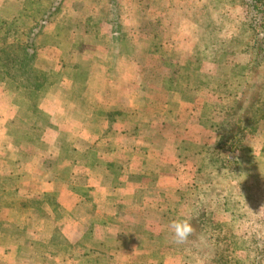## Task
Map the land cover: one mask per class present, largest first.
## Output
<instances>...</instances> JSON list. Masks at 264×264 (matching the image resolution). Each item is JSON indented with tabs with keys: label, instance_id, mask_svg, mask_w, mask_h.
I'll return each instance as SVG.
<instances>
[{
	"label": "rangeland",
	"instance_id": "374dc122",
	"mask_svg": "<svg viewBox=\"0 0 264 264\" xmlns=\"http://www.w3.org/2000/svg\"><path fill=\"white\" fill-rule=\"evenodd\" d=\"M90 69L106 96L117 85L131 96L114 113L105 103V173L82 177ZM55 95L71 102L59 123L78 144L60 141L45 162L73 154L75 168L66 196L39 201L40 226L28 210L32 264H264V18L245 0H0V203L29 209L55 190L16 188L3 164L17 159L10 139L38 138ZM182 220L192 233L178 246L170 225Z\"/></svg>",
	"mask_w": 264,
	"mask_h": 264
},
{
	"label": "crops",
	"instance_id": "0c3cea01",
	"mask_svg": "<svg viewBox=\"0 0 264 264\" xmlns=\"http://www.w3.org/2000/svg\"><path fill=\"white\" fill-rule=\"evenodd\" d=\"M87 76H94L95 77L94 80L96 84L95 92L88 93L87 100L91 102L90 103L91 105L96 104L97 107L95 112L90 117L91 123L88 122V127L90 130L84 131V133L90 136L89 138L91 139L90 143L92 147L88 148V146H86V148L82 149L83 151H89L88 154L89 158L87 159V162L82 165V168L84 169L86 175L82 174V177L83 176L88 177L93 175L90 173V171L94 169L99 171L101 174L105 173L103 172L105 169L104 168L105 167L104 153L106 147L104 141L105 137L103 131H100L99 124L97 122L100 116H102V114H105V110L109 109L106 108L105 103L107 102L109 104H117L116 107L110 105L111 106L110 113H114L118 111L117 109V106L119 105L118 103L128 104L127 98L131 96L130 86L123 87V85L122 86L117 85L115 88H113L110 85L113 91L112 95L106 96V93L109 88L107 86V81L104 82L103 76H99L97 73H94L92 69L88 71L86 77ZM86 77L84 76V79ZM104 84L106 86V89ZM54 97L56 99L55 102L56 104L62 103V99H60L56 95ZM69 97L71 98L72 95H70ZM90 97L91 99H89ZM117 97L119 99H117ZM108 98L111 99L109 100ZM94 99L96 100L95 103H93ZM129 103H131V100L129 101ZM56 104L52 106V109L49 108L46 104L40 108L38 117L41 118L38 119V122L40 123V120L42 121L39 124V126L40 127L42 126L43 128L42 129L40 128L41 134H39L38 138H34V140H32L31 142L24 140L17 142L15 138H12L9 140V142H7L9 143V145L11 143L13 144L10 154L15 155L17 157L16 160L15 159L13 160L14 163H12L11 165H9L10 160H8V162L6 163H3L4 167L15 168L13 174L9 176L10 178H13V183H14L13 186L16 188H25L27 183L30 184L31 182L34 184L35 188L37 187L41 189L55 188V190L51 191L44 189L45 191H40L38 197L34 199L36 201V204H33L32 206L33 208H29V209H27L24 206V204L21 205V202L19 204L17 202H14L15 204L0 203V228H2L0 229V264H32V257L27 256L26 253H28L29 255L33 254V252L29 250V248L32 244H34V242L39 243L40 240L34 237L33 239H28L26 236L27 234L23 232L29 226L30 223V213L28 210L38 212L37 214H34V216L36 215V218H33L32 216V219L40 226V219H38V217H40L39 212H41L42 204H38L39 201H42V198L43 200L50 197L55 198V195L66 196V194L62 193V190L60 188L65 184V182L68 181L69 178H72L74 174V168H75L74 163L76 158H74L73 154L72 156L70 154L67 156H58L57 158H54L52 163L49 162V164H46L45 162L46 158L49 157V155H51L54 147L60 144V141L66 145L67 144L73 145L75 143L78 144L76 138L77 134L68 133L70 131H67L68 129L66 127H65L66 130H64L61 124L59 123L62 122L67 126L68 124L67 118H69V120L72 121V118H70L69 116V112L67 111L59 112L62 111V109L66 110L67 107L72 106L71 102H69L68 104L65 103L63 105L60 104V106ZM99 105H100V110L98 109ZM132 105L133 107L129 112H135L144 115L146 114L145 111L141 110L138 104L133 103ZM169 108L170 107H167L165 111L164 109H162V112L163 113L165 112V114H167L168 112H170ZM47 121L48 124L45 125ZM10 122H12L11 119ZM54 122L55 124H53ZM144 122L145 124L140 125V127L141 126L148 127L150 125V119L148 116H146ZM21 125L24 126L25 123H20L19 127H22ZM164 125L165 122L164 123L161 122L160 124L157 125H154V123L151 122V126L161 128L162 130L165 127ZM63 136L65 137L64 141H63ZM179 139H180L179 142L185 141L184 138H179ZM175 143H177V140L174 141V144ZM31 147L33 149V152L28 151ZM48 166L49 169L46 170ZM133 169L134 168H132V170ZM121 170L122 169H120V171ZM132 170H130V176H134ZM95 175L99 176L100 174L96 173ZM144 175H146L145 172L143 173V176L141 178L142 185L146 184L145 182L146 177ZM150 176L154 178V181L151 185L156 184L158 182V177H161L159 171L157 172L156 170H153V173L150 172ZM17 179L19 180L20 183H15V180ZM82 188H102V187H96L86 182L84 187ZM15 190H10V191H15ZM97 205L99 204L97 203ZM43 206L47 207L46 204H44ZM8 212H14V213L8 214ZM67 217L68 214H66L65 217L66 221L68 220ZM6 228H10L11 230ZM33 231L35 230L33 229L32 232ZM44 256L46 257L48 255L44 254ZM36 258H40V252L37 254Z\"/></svg>",
	"mask_w": 264,
	"mask_h": 264
},
{
	"label": "clouds",
	"instance_id": "9594fccd",
	"mask_svg": "<svg viewBox=\"0 0 264 264\" xmlns=\"http://www.w3.org/2000/svg\"><path fill=\"white\" fill-rule=\"evenodd\" d=\"M173 240L176 245H183L192 233L191 224L187 220L174 221L170 225Z\"/></svg>",
	"mask_w": 264,
	"mask_h": 264
},
{
	"label": "trees",
	"instance_id": "16d2710c",
	"mask_svg": "<svg viewBox=\"0 0 264 264\" xmlns=\"http://www.w3.org/2000/svg\"><path fill=\"white\" fill-rule=\"evenodd\" d=\"M249 13L257 18H264V0H245ZM28 55V54H27ZM29 56V55H28ZM175 79H173L174 82Z\"/></svg>",
	"mask_w": 264,
	"mask_h": 264
}]
</instances>
